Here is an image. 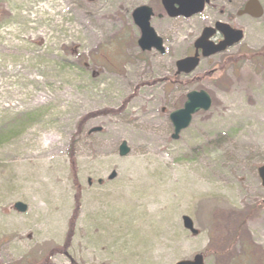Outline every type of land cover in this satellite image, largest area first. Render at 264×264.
<instances>
[{
    "label": "rangeland",
    "instance_id": "rangeland-1",
    "mask_svg": "<svg viewBox=\"0 0 264 264\" xmlns=\"http://www.w3.org/2000/svg\"><path fill=\"white\" fill-rule=\"evenodd\" d=\"M245 1L151 20L159 55L137 47L130 16L154 0H0V264H264V0L259 18L237 16ZM216 20L243 39L176 74ZM200 89L211 107L172 139L169 113ZM156 184L164 210L143 198Z\"/></svg>",
    "mask_w": 264,
    "mask_h": 264
},
{
    "label": "water",
    "instance_id": "water-1",
    "mask_svg": "<svg viewBox=\"0 0 264 264\" xmlns=\"http://www.w3.org/2000/svg\"><path fill=\"white\" fill-rule=\"evenodd\" d=\"M178 3L177 13L172 11L173 3L170 0H161V3L169 15L184 14L185 16L193 15L204 9L209 0H175ZM263 13L262 7L258 0H247L241 10L237 12L238 15L248 14L254 18H259ZM151 16V9L146 5H140L133 11L132 17L135 24L140 30V36L137 39V44L141 50H150L155 48L163 52L162 39L159 37L153 27L149 24ZM218 30L223 34V40L214 44L210 37ZM242 38V32L239 29L231 28L228 24L223 22H216L214 27L207 26L202 29L201 34L194 41V53L191 56H186L176 60V73H190L199 63V58L207 57L215 53L225 50L227 47L239 42ZM200 50V54H199ZM186 100L183 102L182 107L177 108L169 113V120L172 124L173 132L172 139H177L181 130L185 129L191 122L192 116L200 110L207 111L211 107V97L203 90H191L186 94ZM100 129L95 127L90 129L89 132H97ZM130 149L125 141H122L118 146V155L125 156L129 153ZM257 176L260 184L264 187V163L257 167ZM116 173L112 171L108 178L112 180ZM101 182L100 179L97 180ZM11 208L19 213H24L28 209V205L22 201H16L11 205ZM182 225L185 229L189 230L192 235L198 233L194 228L192 220L183 215L181 217ZM174 264H204L202 254H195L192 259H184L176 261Z\"/></svg>",
    "mask_w": 264,
    "mask_h": 264
},
{
    "label": "flooded vegetation",
    "instance_id": "flooded-vegetation-1",
    "mask_svg": "<svg viewBox=\"0 0 264 264\" xmlns=\"http://www.w3.org/2000/svg\"><path fill=\"white\" fill-rule=\"evenodd\" d=\"M154 1H155L154 3H150V2H145V3H144V2H143V3L137 4V5H135V7L132 9V11H131V13H130V16H131V19H132V21H133V24H134V25L137 27V29H138V36H139V28H138V26L135 24V22H134V20H133V17H132V14H133L134 9H135L136 7H138V6H140V5L145 4V5H147V6L151 9V16H150V19H149L150 24H151V20H153V19H157V21H161V20L180 21V20H186V19L194 18V17L198 16V15L201 13V12H198V13H195V14L190 15V16H185L184 14H174V15H169V14L167 13V11L165 10V8L163 7V5H162V3H161V0H154ZM170 1L173 3L172 11H173L174 13H177L176 11H177L178 8H179L178 3H177L175 0H170ZM243 4H244V3H242V4L240 5V8L237 9V11H239L240 9L243 8ZM229 5H230V3L228 2V3L226 4L227 8H229ZM237 11H236V14H237ZM216 21H218V20H216ZM216 21H214V22L212 23V25H213ZM220 21H221V20H220ZM151 26H152V24H151ZM152 27L154 28V26H152ZM156 29H157V30H156ZM156 29L154 28L156 34L159 35V36L162 38V45H163V47H164V50H163V52H161V51H159V50H157V49H155V48H152L151 50H148V52L151 51L152 53H156V54H159V55H165V54H167V52H168V49H167L166 46H165V44L167 43V39H166V37H164V35L161 33V32L164 33L163 29H161V28H157V27H156ZM201 31H202V29H201V27H199V32L201 33ZM200 33H199V35H200ZM138 36H137V37H138ZM137 37H136V39H135V43H136V45H137ZM221 40H222V36H221L218 32H216L213 36H211V41H212L214 44H218ZM137 47H138V45H137ZM192 48H193V43H192ZM228 49H229V48H228ZM228 49H227V50H228ZM227 50H225V51H227ZM141 51H142V50H141ZM225 51H223V52H225ZM223 52H221V53H223Z\"/></svg>",
    "mask_w": 264,
    "mask_h": 264
},
{
    "label": "bare ground",
    "instance_id": "bare-ground-1",
    "mask_svg": "<svg viewBox=\"0 0 264 264\" xmlns=\"http://www.w3.org/2000/svg\"><path fill=\"white\" fill-rule=\"evenodd\" d=\"M105 112H107V111H101L99 113H105ZM109 112H110V110H108L107 113H109ZM143 115H147L146 118H144L142 121L138 120V122H146L147 123L149 121H154V119H152L153 117H149L148 116V113L145 112ZM112 131H113V133H118L119 129H118V127H116V128H113ZM151 138L157 141L158 140V135L151 134ZM147 182L150 183V180L147 179ZM145 184H146V182H144L142 184V186L144 187ZM177 189L179 190V188H177ZM165 191H166V188L164 186H160L159 184H156V185L152 186L146 192V194H145V196L143 198L146 200V203L148 201L150 203L157 204L158 210H164L165 206L167 205L166 201H164V198H163V192H164V197L166 199ZM180 196L183 198V196H185V195H180ZM167 211L165 210V211L162 212V215L160 216L158 222L156 223L157 226L158 225L161 226L162 232H164L166 234H168L170 232V227H169L170 223L168 224V221H167V219H168Z\"/></svg>",
    "mask_w": 264,
    "mask_h": 264
},
{
    "label": "trees",
    "instance_id": "trees-1",
    "mask_svg": "<svg viewBox=\"0 0 264 264\" xmlns=\"http://www.w3.org/2000/svg\"><path fill=\"white\" fill-rule=\"evenodd\" d=\"M72 144V143H71ZM73 145V144H72ZM71 152H73V150L71 151ZM69 153V160H70V163L72 164H75V159H74V154H72V153ZM74 167V166H73Z\"/></svg>",
    "mask_w": 264,
    "mask_h": 264
}]
</instances>
